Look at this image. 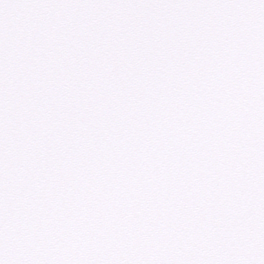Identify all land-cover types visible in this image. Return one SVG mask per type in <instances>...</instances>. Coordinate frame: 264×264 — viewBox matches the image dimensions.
Masks as SVG:
<instances>
[{"label":"snow or ice","instance_id":"1","mask_svg":"<svg viewBox=\"0 0 264 264\" xmlns=\"http://www.w3.org/2000/svg\"><path fill=\"white\" fill-rule=\"evenodd\" d=\"M0 264H264V0H0Z\"/></svg>","mask_w":264,"mask_h":264}]
</instances>
